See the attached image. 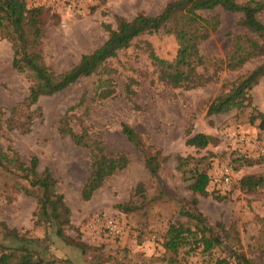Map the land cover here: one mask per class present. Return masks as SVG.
Returning <instances> with one entry per match:
<instances>
[{
	"label": "rangeland",
	"instance_id": "obj_1",
	"mask_svg": "<svg viewBox=\"0 0 264 264\" xmlns=\"http://www.w3.org/2000/svg\"><path fill=\"white\" fill-rule=\"evenodd\" d=\"M169 1L85 0L76 7L51 0H26V3L28 7L49 9L41 54L47 67L63 72L106 40L104 25L115 28L117 17L131 20L139 14L159 15ZM204 15L219 17L218 29L200 47L209 61L208 73L230 55L242 65L240 68L229 71L223 65L210 83L195 89L168 87L157 77L148 45L157 57L171 61L177 43L164 32L144 34L109 59L97 75L41 97L29 110L20 108L15 112L14 124L24 122L28 128L25 133L9 129L6 121L10 110L27 97L32 82L26 73L12 69L11 43L0 39V164L8 171L0 172V222L28 231L32 236H43V228H34L33 214L39 193L32 189L31 182L36 175L27 170L31 157L35 156L39 161L36 173L45 168L50 170L56 180V191L63 195L71 211L72 228L66 234L93 248L81 254L52 237L54 257L72 264H170V254L162 247L163 236L171 222L185 221L178 214L179 201L185 203L191 198L190 182L185 179L188 175L184 178L176 169L175 157H191L195 160L192 164H199L211 178L209 195L197 196L196 207L220 234L223 245L210 253L198 249L187 255L181 250L174 257L175 264H217L224 258L232 262L230 256L235 250L253 264H264V187L247 193L238 185L243 176H264V155H260L258 148L264 131L257 128L258 121L249 122L252 114L264 116V76L249 93L250 107L206 115L209 102L262 63L264 56L251 58L254 46L249 41L232 52L233 36L244 32L239 25L240 14L215 10ZM257 18L264 24V13ZM100 83V90L109 93L106 98L100 99L95 93ZM34 110L32 120H28V112ZM64 124L76 134L85 130L91 140L105 146L108 155L123 153L128 159L125 169L105 179L88 201L82 200L80 193L91 171L89 153L59 131ZM122 124L129 125L142 137L143 151L160 150L167 156L159 169L164 195H158L159 185L145 168L144 153L121 134ZM188 132L202 133L215 141L204 149H195L186 145ZM13 152L17 153L19 163L13 161ZM241 156L257 162L246 166L238 161ZM138 184L143 186L145 203L135 212H121L119 205L136 203ZM19 188L28 191L24 193ZM108 220L116 222L119 234L108 233Z\"/></svg>",
	"mask_w": 264,
	"mask_h": 264
},
{
	"label": "trees",
	"instance_id": "obj_2",
	"mask_svg": "<svg viewBox=\"0 0 264 264\" xmlns=\"http://www.w3.org/2000/svg\"><path fill=\"white\" fill-rule=\"evenodd\" d=\"M215 10L241 15L239 25L244 32L233 36L231 43L233 53L242 42L249 41L254 46L251 58L264 56V24L257 18L259 13H264V0H246L243 3L235 0H170L159 15L139 14L131 20L117 17L115 28L104 25L107 38L98 48L83 54L68 70L55 72L44 64L40 48L49 9L42 6L28 7L26 0H0V39H6L11 43L12 69L26 73L32 82L27 97L10 110V117L6 121L7 127L11 130L27 132L28 128H25L24 122L19 125L14 124L15 112L20 108L29 110L41 97L54 95L82 78L97 75L109 59L116 57L119 51L128 48L134 39L144 34L164 32L172 35L177 43V51L171 61L157 57L148 45L149 58L157 77L168 87L195 89L210 83L223 65L229 71L240 68L242 65L235 63L230 55L226 61H218L215 70L211 74L208 73L209 61L201 54L200 47L218 29V15H204ZM263 76L264 61L240 76L226 89L224 87V90L209 102L206 115L226 114L231 110L242 111L245 107H250L249 93ZM101 86L100 83L95 88V93H98L100 99L109 95L105 90H100ZM36 110L28 112V120H32ZM255 121H258L257 128L264 131V116L261 113L252 114L249 122L254 124ZM59 131L67 134L76 145L88 150L91 171L80 193L84 201L90 200L105 179L125 169L128 164L125 154L108 155L105 146L91 140L85 130L76 134L64 124L60 126ZM121 134L135 149L144 153L145 168L149 176L159 185L158 195H164L165 190L160 187L159 169L161 164L167 161V156H163L160 150L143 151L145 145L142 137L127 124L121 125ZM214 141L215 139L208 135L202 133L191 135L188 132L186 145L200 150ZM12 155L13 161L19 163L17 153L13 152ZM175 161L176 169L183 177L188 175L185 179L190 182L188 189L191 198L185 203L179 201L178 214L185 221L171 222L163 236L162 247L165 253L170 254L168 260L170 264H175L174 257L181 250L187 255L198 249L203 253H210L214 248L223 245L220 234L196 207L197 196L209 195L207 187L211 180L210 176L199 164H192L194 158L176 156ZM238 161L246 166H252L257 162L246 156L239 157ZM38 162L37 157H31L27 170L36 175L31 187L39 193L36 211L33 214L34 228H43L44 234L42 237L32 236L28 231L0 222V264H72L68 260L53 256L52 237L79 250L81 254L93 249L78 237L73 238L66 234V230L72 228L71 211L63 195L56 191V180L50 170L45 168L42 172L36 173ZM0 167V172H8L1 164ZM238 185L242 191L253 193L264 187V176H243ZM19 189L24 193L28 191L26 188ZM135 190L138 194L136 196L139 197L136 203L130 201L119 205L118 209L121 212L126 214L135 212L145 203L142 184H138ZM230 258L233 259L232 262L224 258L218 260L217 264H253L237 250ZM96 264L102 263L96 262Z\"/></svg>",
	"mask_w": 264,
	"mask_h": 264
},
{
	"label": "built area",
	"instance_id": "obj_3",
	"mask_svg": "<svg viewBox=\"0 0 264 264\" xmlns=\"http://www.w3.org/2000/svg\"><path fill=\"white\" fill-rule=\"evenodd\" d=\"M53 3H65L73 6L82 4L85 0H51ZM258 148L260 155H264V135L260 138L258 142ZM106 229L110 235H117L121 232L120 228L117 226L116 222L113 220H108L106 222Z\"/></svg>",
	"mask_w": 264,
	"mask_h": 264
}]
</instances>
